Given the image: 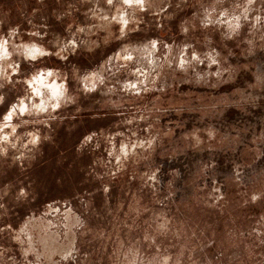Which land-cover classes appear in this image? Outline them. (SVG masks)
I'll list each match as a JSON object with an SVG mask.
<instances>
[{
	"label": "rangeland",
	"instance_id": "374dc122",
	"mask_svg": "<svg viewBox=\"0 0 264 264\" xmlns=\"http://www.w3.org/2000/svg\"><path fill=\"white\" fill-rule=\"evenodd\" d=\"M0 264H264V0H0Z\"/></svg>",
	"mask_w": 264,
	"mask_h": 264
},
{
	"label": "bare ground",
	"instance_id": "6f19581e",
	"mask_svg": "<svg viewBox=\"0 0 264 264\" xmlns=\"http://www.w3.org/2000/svg\"><path fill=\"white\" fill-rule=\"evenodd\" d=\"M37 54H40V52H38V51H33L32 52V57H35ZM31 56V55H30ZM45 80L46 79H44V78H42V77H40L39 78V80H36L35 81V85L37 84L38 85V87H43L44 85H43V82H45ZM36 85V86H37ZM45 87V86H44ZM47 89H49V91H50V93H51V95H53V96H56L58 93H59V88H53L52 86L50 87H47Z\"/></svg>",
	"mask_w": 264,
	"mask_h": 264
}]
</instances>
